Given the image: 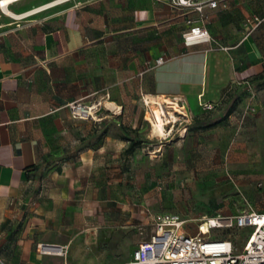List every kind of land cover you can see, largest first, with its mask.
I'll list each match as a JSON object with an SVG mask.
<instances>
[{"label": "crops", "instance_id": "1", "mask_svg": "<svg viewBox=\"0 0 264 264\" xmlns=\"http://www.w3.org/2000/svg\"><path fill=\"white\" fill-rule=\"evenodd\" d=\"M3 1L0 264H127L146 239L125 234L122 225L107 219L111 208L106 198L113 196V210L121 212L120 194H107L104 186L100 194L95 183L83 187L92 191L89 199L84 192L76 198L73 191H64L66 202L60 198L56 208L55 199L45 197L27 207L23 194L31 175L73 149H87L83 157L92 154L89 145H97L99 152L121 146L120 119L128 111L136 116L141 90L182 96L199 114L200 102L213 104L229 89L259 79L264 69L259 45L264 40V0H228L225 8H206L211 40L192 46L183 43L181 34L187 18L196 13H182L160 0ZM254 17L261 21L252 27ZM159 56L164 61L144 71ZM100 97L109 113L96 120L70 114L68 102ZM228 116L231 145H264L259 115L246 112L243 124L240 113ZM213 134V126H198L180 141L214 145ZM55 178L67 186L78 180L62 174ZM37 242L66 246L67 253H41Z\"/></svg>", "mask_w": 264, "mask_h": 264}, {"label": "rangeland", "instance_id": "2", "mask_svg": "<svg viewBox=\"0 0 264 264\" xmlns=\"http://www.w3.org/2000/svg\"><path fill=\"white\" fill-rule=\"evenodd\" d=\"M259 45L264 57V40ZM152 100L144 105L138 96L136 116L129 111L122 116L121 146H106L99 152L97 145H89L94 152L90 155L82 157V152L87 149H73L66 156L37 167L23 194L29 200L27 207L45 197L55 199L56 208L64 191H73L76 198L84 192L86 198H91L92 191L83 187H94L97 183L100 194L103 186L107 194L108 190L120 194L121 212L113 210L117 204L113 196L106 198L105 203L111 208L106 214L107 219L118 227L122 225L125 234H136L139 239L149 238L154 228L153 217L158 212L179 214L184 219V229L193 233L196 223L204 215L235 213L247 205L264 209V145H231V132L227 131L228 115L233 111L240 113L241 124L246 112L259 115L264 123V76L250 79L249 86L229 89L210 108L199 103L202 106L199 114H195L182 96L160 94ZM169 100L178 102L179 106L174 103L172 108ZM90 103L96 104V112L89 119L96 120L98 115L111 111L101 97ZM156 106H162L171 120L164 125L163 134H156L151 128L152 108ZM215 119L218 122L213 125L214 145H193L188 139L180 141L191 135L199 121ZM168 128H172L171 132ZM131 141L134 147L128 151ZM109 152L113 156H108ZM57 174L73 175L78 180H70L67 186L56 180ZM111 174L112 178L114 176L112 181ZM92 177H98V180L91 181ZM62 199V203L66 202ZM232 232L240 245L244 230L241 234L237 230Z\"/></svg>", "mask_w": 264, "mask_h": 264}, {"label": "built area", "instance_id": "3", "mask_svg": "<svg viewBox=\"0 0 264 264\" xmlns=\"http://www.w3.org/2000/svg\"><path fill=\"white\" fill-rule=\"evenodd\" d=\"M182 11L195 12L196 16L187 18L188 27L182 31L186 46L205 43L211 36L206 27V8L227 7L228 0H160ZM2 4V0H0ZM261 20L254 17L252 27ZM227 50L229 46L219 45ZM164 61L163 56L146 63L144 71ZM142 72H140L141 74ZM160 94L139 92L144 105ZM201 103V102H200ZM205 108L211 103L203 102ZM74 118H93L96 104L81 100L67 103ZM151 122V121H150ZM172 124L171 126H173ZM172 128H168L171 132ZM154 228L149 238L138 243L127 264H264V210L247 205L235 213L204 215L197 223L193 233L184 229V219L174 212H158L153 217ZM228 232L224 233L225 230ZM244 230V237L238 245L232 230ZM233 234V236H232ZM41 253L65 255L67 247L55 243L37 242Z\"/></svg>", "mask_w": 264, "mask_h": 264}, {"label": "bare ground", "instance_id": "4", "mask_svg": "<svg viewBox=\"0 0 264 264\" xmlns=\"http://www.w3.org/2000/svg\"><path fill=\"white\" fill-rule=\"evenodd\" d=\"M6 1V0H5ZM2 4L4 5V1L2 0ZM169 105H172V108H174V103L177 104V107L179 106L178 102L175 101H168ZM160 104V103H159ZM161 105V104H160ZM152 106V105H151ZM152 108V107H151ZM152 111L154 113V119L150 118L151 121V128L155 129V133L163 134L164 133V125L171 121L169 119V116H167V112L162 108V106H156L152 108ZM151 111V112H152ZM171 113V112H170ZM168 113V115L170 114ZM152 114V113H151ZM171 118H175L174 115L171 113L170 114Z\"/></svg>", "mask_w": 264, "mask_h": 264}, {"label": "trees", "instance_id": "5", "mask_svg": "<svg viewBox=\"0 0 264 264\" xmlns=\"http://www.w3.org/2000/svg\"><path fill=\"white\" fill-rule=\"evenodd\" d=\"M263 76H264V73H261L257 77H263ZM217 122H218L217 119H215V120H209V121H200L199 126L200 127H203V128H205V127H211L214 124H216ZM133 147H134V142L131 141V144L127 147V150L128 151H131L133 149ZM226 232H228V230H225L224 231V233H226Z\"/></svg>", "mask_w": 264, "mask_h": 264}]
</instances>
